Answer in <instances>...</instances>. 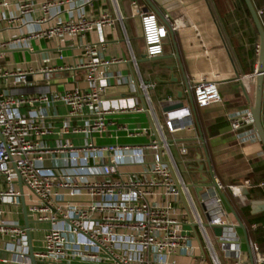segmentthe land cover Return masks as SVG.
Returning a JSON list of instances; mask_svg holds the SVG:
<instances>
[{
  "label": "crops",
  "instance_id": "obj_1",
  "mask_svg": "<svg viewBox=\"0 0 264 264\" xmlns=\"http://www.w3.org/2000/svg\"><path fill=\"white\" fill-rule=\"evenodd\" d=\"M19 1L7 0V6L0 7V43H9L0 50V69L37 73L29 76L31 80H26L25 84L12 85L10 80L2 82L4 93L16 98L29 95L56 98L74 89L87 91L90 88L88 74L84 70H75V66L84 61L83 49L89 43L97 45L99 58L121 59L122 63L102 69L100 82L104 90L95 111L130 110L132 107L147 110L142 113L118 111L104 116L107 132L103 140L117 145L148 143L156 135L154 118L161 126L170 152L164 162L173 163L174 175L187 188V195L183 194L173 204L174 215L187 237L185 247L174 260L178 264H212L207 248L209 242L219 264H253L250 244H256L264 253V224L247 226L248 221L264 217V147L251 117L256 90L258 34L255 35L252 20L250 22L244 14L241 3L233 0H149L169 23L173 33L172 38L167 31L163 54L149 60L143 55L138 17L145 8L152 11L145 0H93L85 5L81 3L83 0H28L35 11L22 22H15L12 18L18 14ZM257 1L258 7H254L260 12L258 16L264 28V0ZM41 2L56 5L50 10L54 17L38 26L35 21L42 16ZM104 13L115 20L112 27L95 28L85 35L53 40L34 37L39 30L77 20L82 14L95 19ZM201 80L217 84L219 104L202 109L195 106L193 86ZM141 83L149 86L148 99L143 95ZM67 110L61 101L52 102L46 108L44 125L58 132L64 125L85 126L95 118L85 109L81 116L68 120ZM178 110H183L184 114L176 113ZM171 112H175L172 133L164 127L165 115ZM20 113L25 114L26 110L22 109ZM234 119L242 120L238 130L231 128L230 122ZM260 122L264 131V81ZM136 130L146 132L138 137L128 135ZM62 138L75 145L84 142L83 137L71 134ZM58 140L51 136L44 142L53 146ZM147 166L148 162L130 164L121 171L137 173ZM213 178L220 183L237 179L251 183V187L244 189L243 199L236 198L230 190L223 194L212 191V195L221 199L220 207L227 225L238 226L236 216L243 226V230L234 228L224 233L229 245L238 244V260L224 253L219 238L210 228L204 227L208 215L216 214V206L209 201L204 207L200 204L199 188L213 184ZM193 210L198 214L204 232L195 222ZM3 256L7 255L0 252V258H5Z\"/></svg>",
  "mask_w": 264,
  "mask_h": 264
},
{
  "label": "built area",
  "instance_id": "obj_2",
  "mask_svg": "<svg viewBox=\"0 0 264 264\" xmlns=\"http://www.w3.org/2000/svg\"><path fill=\"white\" fill-rule=\"evenodd\" d=\"M83 1L81 3L85 5L93 0ZM6 2L0 0V7L7 6ZM19 2L18 14L12 18L15 22H22L35 11L31 1ZM55 5L41 2L42 16L35 24L41 26L53 18L50 10ZM138 17L144 58L151 60L161 56L167 38L166 28L152 11H141ZM114 23L107 13L95 19L82 14L77 20L39 30L34 37L53 40L85 35L95 28L112 27ZM8 44L0 43V50ZM83 57L84 61L75 66V70L87 72L90 88L87 91H66L56 98L47 95L16 98L5 94L2 82L10 80L12 85L25 84L27 78L37 72L0 69V252L7 255V259L0 258V264H31L27 233L18 220L22 215L21 196L30 221V235L36 231L41 234L36 247L31 237L36 264H178L174 258L185 247L187 237L174 215L173 204L183 194L187 195V188L174 175L173 163L164 162L170 152L162 128L154 118L156 135L148 143L96 145L95 137L103 139L107 132L104 116L119 111H95L100 106L99 98L104 90L100 82L102 69L122 63V60L99 58L97 45L90 43L84 46ZM148 87L140 85L146 99ZM58 101L68 109V120L81 116L85 109L90 110L95 118L85 126L64 125L56 132L46 127L44 120L47 106ZM193 101L200 109L219 104L221 98L217 84L205 80L197 82L193 86ZM22 109L26 110L25 114L20 113ZM146 111L144 107H132L119 112ZM177 112L184 114L183 110ZM174 113L165 115L164 127L170 133L174 132ZM230 124L233 130H238L242 120L234 119ZM145 132L136 130L128 135L138 137ZM70 134L83 137V144L63 140V136ZM51 136L59 138L53 146L44 142ZM146 162L148 166L137 173L121 171L126 165H144ZM17 176L22 184V195ZM213 185L199 198L200 204L204 207L209 201L216 206V214L208 215V225L225 226L221 199L212 195V191L223 194L230 190L236 198L243 199L244 189L251 187V183L244 179L227 183L214 180ZM193 213L195 222L204 232L198 214L195 210ZM34 225L44 227L34 229ZM219 240L221 250L238 260V244L229 245L225 237ZM207 248L212 264H219L209 242ZM249 252L253 264H264V253L256 244H250Z\"/></svg>",
  "mask_w": 264,
  "mask_h": 264
},
{
  "label": "water",
  "instance_id": "obj_3",
  "mask_svg": "<svg viewBox=\"0 0 264 264\" xmlns=\"http://www.w3.org/2000/svg\"><path fill=\"white\" fill-rule=\"evenodd\" d=\"M145 2L150 7V9L155 13L157 18L162 22L164 27L167 29L169 36L173 38L172 28L170 27L169 23L164 19L163 15L152 5V3L149 0H145ZM243 2H244L245 6L248 10V13H249L250 18L252 20L254 28L258 34L257 68H256V72H255L256 90H255L254 106L251 110V117H252L253 125H254V127L258 133V136L260 138V141L262 142V145L264 147V131H263V128H262L261 122H260V106H261L263 81H264V28L262 26V23L260 21L258 14L256 12V9L252 3V0H243ZM147 11H148L147 8H145L143 10V12H147ZM27 80H31V78H27ZM190 102H192L191 96H190ZM210 173L212 174V171ZM17 179H18L19 192L22 195L23 189H22V184H21L19 176H17ZM213 182H214V178H213ZM203 183H205V182H203ZM200 184H202V183H200ZM213 187H214L213 184H211V185L210 184L209 185L204 184L203 187L200 186L199 198L203 197V195L206 194V191H209ZM222 198L225 201V198L223 195H222ZM20 203H21V210H22V217H23V227L25 228L26 233H27L28 251H29L28 258H29L31 264H36V261L33 258V250H32L31 235H30V221L28 220L27 215H26L24 199L22 196L20 197ZM234 216H235V214H234ZM235 219H236L238 226H229V225L210 226V225L206 224L204 227L210 228L216 237L222 238V237H224V233L227 230H231L234 228H239V229L243 230V226L241 225L240 221L236 218V216H235ZM209 221H210V219L208 218V222ZM244 234H245V230H244ZM245 240L247 241L246 236H245Z\"/></svg>",
  "mask_w": 264,
  "mask_h": 264
},
{
  "label": "rangeland",
  "instance_id": "obj_4",
  "mask_svg": "<svg viewBox=\"0 0 264 264\" xmlns=\"http://www.w3.org/2000/svg\"><path fill=\"white\" fill-rule=\"evenodd\" d=\"M218 1L219 2H231L230 0H218ZM95 144L96 145H108V144H115V143L111 142L110 140H103V139H98L95 137ZM121 145H131V144H122L121 143ZM18 220L20 223H23L22 215L20 216V218H18ZM33 227H34V229H41L44 226L43 225H34ZM40 235L41 234L38 231L32 233L31 237H32V240L34 241V247L37 246L38 241L41 237ZM3 257H5V256H3ZM5 259H7V258H5Z\"/></svg>",
  "mask_w": 264,
  "mask_h": 264
},
{
  "label": "trees",
  "instance_id": "obj_5",
  "mask_svg": "<svg viewBox=\"0 0 264 264\" xmlns=\"http://www.w3.org/2000/svg\"><path fill=\"white\" fill-rule=\"evenodd\" d=\"M214 2H219L218 0H214ZM233 2H240L241 3V5L243 6V10H244V14L247 16V18L250 20V22H251V18H250V15H249V13H248V10H247V8H246V6H245V4H244V2H243V0H233ZM252 2H253V4H254V6L255 7H258V1L257 0H252ZM263 23V22H262ZM252 24V23H251ZM254 29V28H253ZM254 33H255V35L257 36V32H256V30L254 29ZM244 215H246V213L244 212ZM255 223H259V224H261V225H263L264 224V217L263 218H261V219H252L251 221H248V224H247V226L249 227L251 224H255ZM255 239V238H254Z\"/></svg>",
  "mask_w": 264,
  "mask_h": 264
}]
</instances>
